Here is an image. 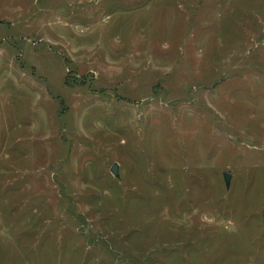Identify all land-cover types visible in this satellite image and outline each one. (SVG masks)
<instances>
[{
    "label": "rangeland",
    "instance_id": "1",
    "mask_svg": "<svg viewBox=\"0 0 264 264\" xmlns=\"http://www.w3.org/2000/svg\"><path fill=\"white\" fill-rule=\"evenodd\" d=\"M0 264H264V0H0Z\"/></svg>",
    "mask_w": 264,
    "mask_h": 264
},
{
    "label": "water",
    "instance_id": "2",
    "mask_svg": "<svg viewBox=\"0 0 264 264\" xmlns=\"http://www.w3.org/2000/svg\"><path fill=\"white\" fill-rule=\"evenodd\" d=\"M111 172L115 177H119V165L117 163H115L112 168H111ZM231 179H232V175L230 173H224V181L226 184L227 189L230 188V184H231Z\"/></svg>",
    "mask_w": 264,
    "mask_h": 264
}]
</instances>
